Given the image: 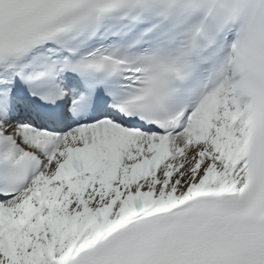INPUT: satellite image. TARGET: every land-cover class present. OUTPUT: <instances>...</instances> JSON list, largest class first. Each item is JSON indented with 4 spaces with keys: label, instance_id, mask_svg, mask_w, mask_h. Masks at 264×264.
I'll list each match as a JSON object with an SVG mask.
<instances>
[{
    "label": "snow or ice",
    "instance_id": "1",
    "mask_svg": "<svg viewBox=\"0 0 264 264\" xmlns=\"http://www.w3.org/2000/svg\"><path fill=\"white\" fill-rule=\"evenodd\" d=\"M0 264H264V0H0Z\"/></svg>",
    "mask_w": 264,
    "mask_h": 264
}]
</instances>
